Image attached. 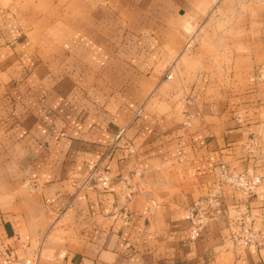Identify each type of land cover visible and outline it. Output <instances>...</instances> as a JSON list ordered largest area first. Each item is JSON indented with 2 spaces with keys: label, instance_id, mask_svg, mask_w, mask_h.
I'll return each mask as SVG.
<instances>
[{
  "label": "crops",
  "instance_id": "1",
  "mask_svg": "<svg viewBox=\"0 0 264 264\" xmlns=\"http://www.w3.org/2000/svg\"><path fill=\"white\" fill-rule=\"evenodd\" d=\"M30 19L28 0H0V264H264V248L231 240L244 215L264 230V84L248 81L264 65V0L104 44ZM91 162L111 191L83 187ZM221 164L263 182L251 197L217 190ZM211 192L191 240L185 214Z\"/></svg>",
  "mask_w": 264,
  "mask_h": 264
},
{
  "label": "rangeland",
  "instance_id": "2",
  "mask_svg": "<svg viewBox=\"0 0 264 264\" xmlns=\"http://www.w3.org/2000/svg\"><path fill=\"white\" fill-rule=\"evenodd\" d=\"M210 9L212 4L208 0H28V18H31L33 26L37 25L45 32L63 34L80 31L96 37L101 44L110 41L105 40L110 33L114 40L120 38L122 33L131 37L135 34L141 37L152 35L153 27L167 29L170 19L184 15L197 17L201 22ZM156 17L160 18V22ZM180 27L181 31L187 32L184 23ZM195 31V34H199L201 23ZM195 43L193 41L188 48L186 45V49L190 50ZM259 67L264 65L255 67L248 76V81L253 85L264 84L250 81ZM259 148L254 155H249L255 158Z\"/></svg>",
  "mask_w": 264,
  "mask_h": 264
},
{
  "label": "built area",
  "instance_id": "3",
  "mask_svg": "<svg viewBox=\"0 0 264 264\" xmlns=\"http://www.w3.org/2000/svg\"><path fill=\"white\" fill-rule=\"evenodd\" d=\"M212 4L211 11H214L223 0H208ZM193 43V37L189 39L187 48ZM252 83H264V67H259L250 77ZM259 147L257 140L252 139L247 144L248 154L254 155V151ZM215 175V187L217 190L224 186H230L241 192L246 197H251L263 182V178L254 168L243 171H236L227 165L221 164L217 167ZM111 175L100 162H91L87 168L83 187L88 189H98L102 192L111 191ZM133 191L128 190L126 198H130ZM219 198L216 192L209 193L208 197L194 203L185 214L186 220L192 224L189 234L191 240H197L202 230L212 218L215 208L218 206ZM236 246L244 248H264V230L258 231L254 228V222L249 215L240 218L237 229L231 237Z\"/></svg>",
  "mask_w": 264,
  "mask_h": 264
}]
</instances>
